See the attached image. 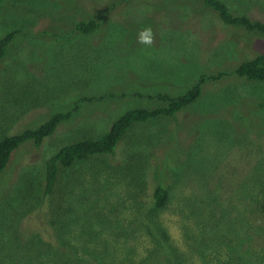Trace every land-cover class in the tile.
Returning a JSON list of instances; mask_svg holds the SVG:
<instances>
[{
	"label": "rangeland",
	"instance_id": "obj_1",
	"mask_svg": "<svg viewBox=\"0 0 264 264\" xmlns=\"http://www.w3.org/2000/svg\"><path fill=\"white\" fill-rule=\"evenodd\" d=\"M44 1L0 0V32L18 25L32 30L28 38L18 35L2 64L0 137L38 124L52 109H65L84 95L112 92L119 97L81 101L44 137L41 147L28 140L13 152L0 172V264H81L72 248L82 241L80 230L92 239L114 238L117 229L112 224L122 206L152 201L155 177L170 186L176 170L185 180L170 186L172 199L162 214L151 213L168 227L171 253L164 238L153 234L138 239L140 249L143 243L156 248L151 252L144 247L156 264H264V109L251 110L259 103L264 106L257 92L259 86L264 90V82L237 75L217 80L174 117L134 123L118 140L114 154L93 153L62 166L48 194L51 199L44 189L46 160L62 145L108 131L120 114L137 106L161 104L159 98H142L136 90L177 93L196 80L204 64L210 71L230 69L256 56L264 49V34L225 23L202 0ZM225 1L233 13L240 10L264 20V0ZM110 4L117 5L102 13ZM82 14H102L104 23L93 31H75L69 18ZM145 27L155 34L151 46L137 43V33ZM44 28L58 33L39 35ZM207 105L210 112L205 111ZM234 111L249 117L254 112L251 125L257 127L235 125L246 134L230 136ZM196 116L206 125L213 123L210 137L207 130L201 132ZM252 188L253 197L261 199L253 206ZM206 203L216 210L215 223L202 236L184 237L179 210L184 214L194 204ZM49 205L73 210L57 217L56 230L38 218L39 209ZM109 246L106 239L103 247Z\"/></svg>",
	"mask_w": 264,
	"mask_h": 264
},
{
	"label": "trees",
	"instance_id": "obj_2",
	"mask_svg": "<svg viewBox=\"0 0 264 264\" xmlns=\"http://www.w3.org/2000/svg\"><path fill=\"white\" fill-rule=\"evenodd\" d=\"M42 3L45 4L44 0H41ZM50 4H53L52 1H49ZM203 6H208L210 9L215 10L219 13L220 17L227 24H235L241 25L245 27L249 31H260L264 34V20L253 18L249 13H245L244 11L238 10L237 13H233L230 5L225 0H202ZM117 4L105 6L103 8L102 13H108L110 8H114ZM178 13L182 14V11ZM75 14V13H71ZM187 14V12H186ZM54 17V15H53ZM69 20H73L75 31H83L89 32L97 29L101 23H104V19L102 14L99 15H88L82 14L79 19L76 17L69 18ZM4 23H8L4 21ZM123 28V27H122ZM126 29V28H124ZM4 35L0 37V71L3 68V62H7V56L9 54L8 49L13 41L16 39L19 40L18 35H27V38L31 35L32 30H27L25 26L18 25L17 27L10 30L7 28L4 31ZM250 32V33H253ZM58 32H53L50 28H44L38 34H49L53 35ZM264 42V41H262ZM237 45V42L233 43ZM195 59H197L195 57ZM18 61V60H15ZM192 61V60H191ZM205 67L200 69L198 77L193 83L191 82L188 86L183 88L181 91L177 93L170 92H162L157 89L155 92H149L143 94L140 90L135 92L138 96L142 98H159L161 104H156L154 106H137L135 109L128 110L122 114H120L111 124L108 131L101 133L100 135H88L81 138H76L74 140L69 141L68 143L62 145L59 149L54 151L49 158L46 160L45 165V181L46 186L44 189L46 190L45 197L48 199L51 197L48 195L54 191L55 184L57 182V174L62 166H68L73 160L91 155L93 153L112 155L115 152V146L122 136V134L129 129L134 123L137 121H144L147 118L151 117H174L180 110H184L185 108H189L196 103L199 99V96L203 94L204 90L210 84H215L217 80H224L230 77L231 75H237L240 78L254 80V82H264V49L261 50L256 56L251 58H244L240 61L236 66L228 68H221L216 71H210L208 69V64H204ZM11 67V64L9 68ZM13 67V66H12ZM11 67V68H12ZM257 92L261 93L264 98V90L262 86L257 88ZM119 97L118 94L115 93H99L92 95H84L80 98H76L71 102V106L65 109H57L51 111V114L45 118L42 122L38 124L28 125L23 127L20 130H17L13 133H7L0 137V172L6 167L9 160L12 158L13 152L24 142L31 141L35 147H41L44 137L50 135L55 130L56 126L64 121L67 117L71 115L72 112L76 111L79 108V104L83 100H93L94 98H98L100 100H104L106 98H115ZM209 106V105H207ZM206 106V107H207ZM219 110L220 107L218 105H214ZM205 111H211L212 108H206ZM264 109L263 103H259V107L253 108L251 110H261ZM262 112V111H261ZM253 113L250 117L253 119ZM206 114V112H204ZM203 114V115H204ZM209 118L211 119V113H208ZM202 116V115H201ZM201 116H196L198 123L201 124V132L204 133L205 130L208 131V137H210V129L213 127V124L206 125L202 121H200ZM246 115H238L234 111V123L229 125L231 127L232 132H230V136H233V132L237 135L246 134L245 131L234 128L235 125L239 128H247L252 124V119ZM215 119H221L219 115H215ZM251 119V120H250ZM222 120V119H221ZM211 126V127H209ZM250 127H257L251 125ZM226 128V127H225ZM259 128V127H258ZM250 138H253L249 135ZM262 145V144H261ZM236 146V145H235ZM238 147V146H236ZM263 160V159H262ZM261 160L259 159L256 164H259ZM264 165V164H261ZM260 165V167H261ZM186 169V168H185ZM183 172V169H182ZM175 178H173V182L171 185L183 183V177L181 171H175ZM155 177V176H154ZM161 177V174H160ZM185 180V179H184ZM155 187L152 192V201L148 203L143 200V202H139V206L137 207H127L126 205L122 206L121 213L117 215L114 219L117 222L113 221V226L117 229V235H114V238L111 237H101L97 236L94 239L90 238L87 231H81L80 235H77L82 241L80 244L75 243L72 248L77 253L81 264H144L145 261L152 258V251H156V248L150 250L148 244L143 243L142 249H140V244L138 239L142 235L153 234L154 236L164 238V242L167 246V251L171 253L170 250V242L171 236L169 235L168 227L166 224L160 220L158 217L151 215V213L162 214L163 211L169 206V202L172 199V192L169 185H166L163 181L160 183L156 181V177L154 180ZM146 188V187H145ZM143 189V192L145 191ZM248 191V187L245 191V194ZM147 194V190L145 191ZM253 188L249 192V196L251 197V201L249 205H255V203H260L261 199L258 197H253ZM187 196V194H186ZM150 204V205H149ZM264 204V203H263ZM40 204H37L35 208L40 207ZM50 207H46L44 211L47 209L50 211L52 215L49 217L47 213H44L41 209H39L40 214L38 218L41 216V220L44 224H46L47 229L52 225L54 226V230L58 229L57 226V217L60 215L70 214L73 212L72 208L67 212L63 210H59V208L54 207V205H49ZM261 207V206H260ZM179 208V206H178ZM214 208V207H213ZM262 208V207H261ZM206 209V210H205ZM263 209V208H262ZM127 210H132L133 213L125 214ZM264 210V209H263ZM179 215L181 217V228L184 233V237L191 238L194 236H202L204 229L208 227V225L215 223L214 214H216V210L212 212L210 210L209 203L205 204H194L189 208L186 213H181L179 210ZM43 215V216H42ZM121 215H125V221H121L123 218ZM183 215V217H182ZM56 217V218H55ZM130 218V219H128ZM52 228V227H50ZM74 229H76L74 227ZM159 229V230H158ZM156 232V233H154ZM157 230V231H155ZM144 231V232H143ZM140 233V234H139ZM148 237V235H147ZM109 239L110 246L107 249H104V241ZM161 240V239H155ZM146 245V246H145ZM144 247H148L151 251L144 252ZM163 250V249H162ZM74 251V250H73ZM74 251V252H75ZM139 261V262H137ZM137 262V263H136ZM227 262H223L222 264H226ZM145 264H156V259L153 257L151 260L147 261Z\"/></svg>",
	"mask_w": 264,
	"mask_h": 264
},
{
	"label": "clouds",
	"instance_id": "obj_3",
	"mask_svg": "<svg viewBox=\"0 0 264 264\" xmlns=\"http://www.w3.org/2000/svg\"><path fill=\"white\" fill-rule=\"evenodd\" d=\"M137 43L142 45H153L155 43V34L151 27H145L137 33Z\"/></svg>",
	"mask_w": 264,
	"mask_h": 264
},
{
	"label": "flooded vegetation",
	"instance_id": "obj_4",
	"mask_svg": "<svg viewBox=\"0 0 264 264\" xmlns=\"http://www.w3.org/2000/svg\"><path fill=\"white\" fill-rule=\"evenodd\" d=\"M4 33H5V32H0V37H1L2 35H4ZM202 95H203V94H201V95L199 96V99L202 97ZM199 99H198V100H199ZM198 100H197V101H198ZM213 108L217 109L215 106H214ZM212 124H213V123H212Z\"/></svg>",
	"mask_w": 264,
	"mask_h": 264
}]
</instances>
